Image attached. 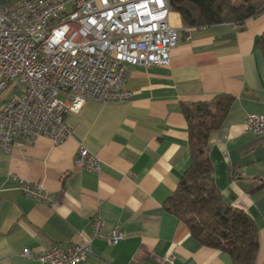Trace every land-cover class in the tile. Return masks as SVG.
I'll return each instance as SVG.
<instances>
[{
    "label": "crops",
    "instance_id": "0c3cea01",
    "mask_svg": "<svg viewBox=\"0 0 264 264\" xmlns=\"http://www.w3.org/2000/svg\"><path fill=\"white\" fill-rule=\"evenodd\" d=\"M168 22L179 33L169 65L128 67V101L86 102L79 112H67L64 123L72 133L58 146L39 138L10 154L0 152V264H42L20 253L86 245L96 216L104 232L116 230L123 238L116 245L91 240L83 264H231L165 210L190 164L181 106L218 95L233 102L209 137L214 186L254 222V264H264V132L254 136L244 127L248 115L264 116V60L257 46L264 11L239 29L188 28L174 12ZM80 149L100 161L97 173L74 165ZM10 177L41 185L52 205L24 196Z\"/></svg>",
    "mask_w": 264,
    "mask_h": 264
},
{
    "label": "built area",
    "instance_id": "2783aa9c",
    "mask_svg": "<svg viewBox=\"0 0 264 264\" xmlns=\"http://www.w3.org/2000/svg\"><path fill=\"white\" fill-rule=\"evenodd\" d=\"M169 12V0H22L12 10H0V96L9 87L15 92L0 105V152L10 154L39 138L58 146L72 133L64 123L67 112H79L86 102L128 101V67L169 65L179 40ZM244 127L261 136L264 116L248 115ZM74 165L100 170V161L86 149L79 150ZM10 178L24 196L52 205L41 185ZM90 236L84 246L26 249L20 256L42 264H83L91 240L116 245L123 238L116 230L104 232L99 216Z\"/></svg>",
    "mask_w": 264,
    "mask_h": 264
},
{
    "label": "trees",
    "instance_id": "16d2710c",
    "mask_svg": "<svg viewBox=\"0 0 264 264\" xmlns=\"http://www.w3.org/2000/svg\"><path fill=\"white\" fill-rule=\"evenodd\" d=\"M11 1L0 0V5ZM169 10L177 13L188 28L242 25L264 11V0H169ZM257 46L264 60V32ZM232 102V97L218 95L210 101L181 106L188 125L190 164L165 210L181 221L201 245L226 254L231 264H254L257 228L217 192L208 158L210 134L220 128Z\"/></svg>",
    "mask_w": 264,
    "mask_h": 264
},
{
    "label": "bare ground",
    "instance_id": "6f19581e",
    "mask_svg": "<svg viewBox=\"0 0 264 264\" xmlns=\"http://www.w3.org/2000/svg\"><path fill=\"white\" fill-rule=\"evenodd\" d=\"M22 2V0H12L8 5H0V10L2 11H9L12 10L13 7H17V4Z\"/></svg>",
    "mask_w": 264,
    "mask_h": 264
},
{
    "label": "rangeland",
    "instance_id": "374dc122",
    "mask_svg": "<svg viewBox=\"0 0 264 264\" xmlns=\"http://www.w3.org/2000/svg\"><path fill=\"white\" fill-rule=\"evenodd\" d=\"M14 95H15V92H14L13 87L7 88L6 93L4 94V97H5L4 101L9 100Z\"/></svg>",
    "mask_w": 264,
    "mask_h": 264
}]
</instances>
